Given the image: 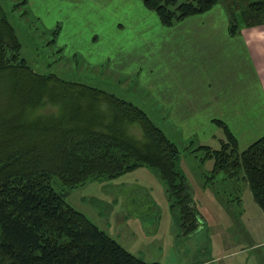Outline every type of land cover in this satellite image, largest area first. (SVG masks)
Segmentation results:
<instances>
[{
	"label": "trees",
	"instance_id": "obj_1",
	"mask_svg": "<svg viewBox=\"0 0 264 264\" xmlns=\"http://www.w3.org/2000/svg\"><path fill=\"white\" fill-rule=\"evenodd\" d=\"M15 1L16 10L26 4ZM139 1L164 27L218 4L230 34L264 24V0ZM19 49L14 29L2 16L0 88L3 96L11 91L12 110L0 115V264H161L126 251L65 198L87 183L143 166L162 183L179 234L187 236L197 230L199 214L179 168L180 151L140 109L102 90L37 74ZM46 103L56 112L24 120ZM214 123L225 135L219 149L192 148L189 141L184 151H202L200 161L213 160L205 186L214 187L219 175L226 183L244 180L264 213V135L239 151L228 127ZM133 124L141 129L139 139L129 132Z\"/></svg>",
	"mask_w": 264,
	"mask_h": 264
},
{
	"label": "rangeland",
	"instance_id": "obj_2",
	"mask_svg": "<svg viewBox=\"0 0 264 264\" xmlns=\"http://www.w3.org/2000/svg\"><path fill=\"white\" fill-rule=\"evenodd\" d=\"M14 3L18 2L0 0V18L4 16L13 27L20 43L19 56L29 69L40 75H55L67 82L102 90L132 104L177 147L180 151L179 168L189 185L199 214V226L187 236L179 234L161 183L153 171L143 166L74 189L66 196V202L126 251L146 263L264 264V213L256 204L248 184L241 190V208L238 210L235 208L237 201L230 196L226 203L227 198L223 196L226 182L221 180L222 176H216L212 185L222 197L216 198L210 186L204 187L203 176L209 175L213 160L200 161L202 151H184L189 141H193L192 148L204 144L219 149L225 138L223 130L213 124L195 121L189 123L188 128L196 131L195 136L186 138L187 128L171 121L168 113L156 105L154 91L141 87L147 63L139 70L138 62H142L143 52L137 47L131 48L136 39H131L130 48L126 50L129 43L123 44L124 37L125 42L131 38L128 28L116 29L114 35H108L107 31H100V28L108 29V24L98 26L90 21L67 20L58 26L56 18L67 7L61 0H37L36 6L46 10V14L41 19L29 21L25 17L26 4L16 10ZM129 9L128 4L117 7L116 18L121 12L128 14ZM146 28L145 40H148L149 23ZM103 33L114 38L115 47L109 46L102 37ZM147 75L155 83L160 74ZM10 92H6L5 97L0 88V115L12 110ZM101 109L105 110L106 105ZM56 110L55 105L46 103L41 108H33L24 120L40 114L50 115ZM129 132L135 138H141L137 124L129 126ZM129 198L131 202H128ZM131 212L133 215H128Z\"/></svg>",
	"mask_w": 264,
	"mask_h": 264
},
{
	"label": "crops",
	"instance_id": "obj_3",
	"mask_svg": "<svg viewBox=\"0 0 264 264\" xmlns=\"http://www.w3.org/2000/svg\"><path fill=\"white\" fill-rule=\"evenodd\" d=\"M61 1H65L67 7L56 18L58 26L67 20L90 21L98 26L108 24V29L100 28L108 35H114L116 29L128 28L131 38L125 42L124 37L123 44L129 43L126 50L130 48L131 39H136L131 48L137 47L143 52L140 59L143 63L138 62L139 70L147 63L141 87L154 91L156 105L168 113L171 121L187 128V139L196 134L194 129L188 130L189 123L195 121L208 125H216L214 121L224 123L235 137L239 151L264 135V24L242 27L237 33L230 34L228 18L221 4L207 13L164 27L139 0ZM36 3L37 0H26L25 17L29 21L41 19L46 14V10ZM126 4L132 10L129 9L128 14L121 12L116 18L117 7ZM148 23L149 37L145 40ZM102 37L111 48L116 46L114 38L104 33ZM153 73L160 74L155 83L147 75ZM246 184L244 180L226 183L223 190L225 198H239L235 207L238 210L241 208V190ZM209 188L215 191L216 198L222 197L214 187ZM229 200L227 198L226 203Z\"/></svg>",
	"mask_w": 264,
	"mask_h": 264
}]
</instances>
